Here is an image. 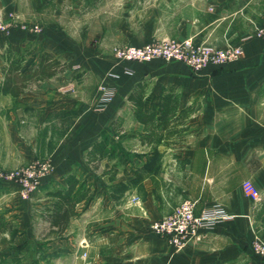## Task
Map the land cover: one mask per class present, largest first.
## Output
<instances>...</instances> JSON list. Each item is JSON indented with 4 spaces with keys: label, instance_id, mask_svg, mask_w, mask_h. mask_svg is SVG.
Wrapping results in <instances>:
<instances>
[{
    "label": "crops",
    "instance_id": "1",
    "mask_svg": "<svg viewBox=\"0 0 264 264\" xmlns=\"http://www.w3.org/2000/svg\"><path fill=\"white\" fill-rule=\"evenodd\" d=\"M103 1L0 0V19L13 14L42 28L39 34L14 28L6 37L7 48L14 53L37 48L66 65L63 73L29 86L16 98L0 93V107L15 105L8 112L12 125L16 119L38 120L37 127L42 121L49 127L58 119L70 121L61 135H50L53 146L45 158L54 170L35 194L42 214L50 210L47 193L64 187L66 177L74 175L90 187L89 199L75 207L78 216L71 217L62 232L78 219L87 222L90 264H264L250 249L254 239L264 241V41L241 42L261 26L264 0H111L121 8L131 2L173 16L157 18L156 25L143 31L145 41L190 39L217 50L242 45L244 54L236 62L200 71L160 60L119 63L103 50H80L68 31L73 18L65 14L75 13L78 4L90 10ZM139 83L146 84L144 113H150L152 97L169 90L177 97L178 112L192 109L182 126L170 122L156 130L161 136L157 147L145 140L154 128L135 120L127 99ZM101 86L113 89V96L98 110ZM125 109L137 127L125 137L137 142L125 148L133 157L128 172L114 169L115 176L106 179L111 162L96 160V181V169L86 157ZM172 130L177 133L165 136ZM154 147L159 158L151 164ZM21 149L11 153L34 157L33 151ZM245 180L258 189L257 201L243 194ZM4 186L9 188L7 198L16 201L17 187ZM120 187H125L123 193L117 192ZM186 200L194 203L195 213L216 209L226 219L176 251L148 227Z\"/></svg>",
    "mask_w": 264,
    "mask_h": 264
},
{
    "label": "rangeland",
    "instance_id": "2",
    "mask_svg": "<svg viewBox=\"0 0 264 264\" xmlns=\"http://www.w3.org/2000/svg\"><path fill=\"white\" fill-rule=\"evenodd\" d=\"M85 8L84 4H78L75 13L65 14L73 18L72 29L68 31L74 36L75 44H78L80 50L84 52L103 50L111 55L116 47L173 39L143 40L145 35L143 31L149 26L156 25L157 18L173 17L162 13L158 8L138 6L131 2H126L121 8L111 0H104L90 10ZM6 37L0 36V67L4 64L1 57L7 48ZM36 51L37 48L31 49L27 56H33ZM8 106L10 107H0V172L4 174L20 169L36 159L49 160L45 158V155L53 146L50 135L56 137L61 135L70 123L69 119L64 121L58 119L56 125L45 126L42 121L40 127H37L38 120L27 122L16 119L12 125L9 123L11 116L8 112L15 105ZM129 115L128 109L122 111L116 123L104 132L106 142L114 150V154L107 159L112 167L106 179L115 176L112 172L114 169L116 173L128 172L126 167L133 157L125 148L137 143L131 138L130 140L125 138L127 133H132L137 128ZM19 147L33 151L34 159L26 158L23 154L11 153L13 149ZM119 150L124 154L121 155ZM39 153L41 157L35 159ZM86 158L87 164L93 170L96 169L93 177L97 181L100 174L97 171L98 162L91 157ZM139 158L142 159V157ZM7 184L15 185L0 180V264H90L87 222L84 223L83 220L78 219L76 223L68 225V230L64 233L51 230L50 226L45 224L47 218L42 214L44 210L40 208L41 203L36 202L37 192L27 199H21L17 192L16 196L19 199L15 196V201L6 196L8 193L6 190L9 188L4 185ZM124 189L125 187L117 188V192L123 193ZM86 244L88 258H85Z\"/></svg>",
    "mask_w": 264,
    "mask_h": 264
},
{
    "label": "built area",
    "instance_id": "3",
    "mask_svg": "<svg viewBox=\"0 0 264 264\" xmlns=\"http://www.w3.org/2000/svg\"><path fill=\"white\" fill-rule=\"evenodd\" d=\"M261 26L241 42L256 38L264 41V10L260 18ZM14 28L39 34L42 28L38 24H27L18 16L7 14L6 18L0 19V36H9ZM244 54L242 45L228 46L222 50L210 46L195 44L192 40L163 39L149 42L140 46H120L112 50L111 55L117 62L149 63L152 60L162 62L182 63L192 71H200L208 66L221 67L224 64L236 62ZM100 98L96 109L102 110L113 96V89L106 86L99 88ZM54 165L50 160H38L15 169L7 174L0 172V180L13 183L18 189L21 199L30 198L39 189L44 177L51 175ZM243 194L253 202L257 201L259 192L252 182L245 180L242 183ZM226 219L216 209L195 213V205L189 200L179 204L168 216L155 220L148 229L170 243L174 250L178 251L190 242H197L203 233L210 231L213 226ZM251 252L256 257L264 259V241L258 238L251 243Z\"/></svg>",
    "mask_w": 264,
    "mask_h": 264
},
{
    "label": "trees",
    "instance_id": "4",
    "mask_svg": "<svg viewBox=\"0 0 264 264\" xmlns=\"http://www.w3.org/2000/svg\"><path fill=\"white\" fill-rule=\"evenodd\" d=\"M30 50L31 48L28 47L18 53H14L9 48H6L1 57L4 64L0 67L2 75L0 93L2 95H10L16 98L29 86L47 81L49 78L63 73L66 69L64 63L52 57L48 52L37 50L33 56H27ZM145 89V83L137 84L127 99L131 103L135 120L146 127L150 125L154 128L145 136V140L149 143H155V147H157L161 143V136L156 133V130L158 128L165 129L170 122H173L175 126H182L183 119L192 109L187 108L178 112L177 97L169 90L165 95L152 97L150 113H144ZM181 131H184V129ZM169 133H177V131H167L165 136H168ZM140 140L142 142L141 136ZM155 147L150 154L152 156L150 158L151 164L159 158ZM119 153L121 155L124 154L120 150ZM113 154L114 150L106 142L103 133L101 138L94 142L88 157L101 161L110 158ZM89 193L90 187L86 186V182L79 181L74 175L66 177L64 187H56L48 192L47 196L51 199V205L50 210H47L46 217L50 227H55L57 231L62 232L67 227L69 219L78 216L75 207L82 200L87 202Z\"/></svg>",
    "mask_w": 264,
    "mask_h": 264
}]
</instances>
